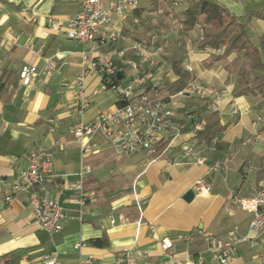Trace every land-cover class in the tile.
Wrapping results in <instances>:
<instances>
[{"label": "crops", "instance_id": "0c3cea01", "mask_svg": "<svg viewBox=\"0 0 264 264\" xmlns=\"http://www.w3.org/2000/svg\"><path fill=\"white\" fill-rule=\"evenodd\" d=\"M187 1L139 0L125 20L113 21L118 38L108 44L95 43V51L113 57L120 82L126 83L134 75L126 60H137L140 52L156 60L148 68L159 85L165 79H176L171 64L179 61L194 72L191 84L211 87L216 95L187 91V95L171 96L168 101L176 113L175 123L184 127L163 137L153 153L119 154L97 130L91 138V151L82 155L70 127L78 121L91 123L98 113L115 109L119 94L102 89L101 74L91 72L84 82L90 102L82 111L74 106L72 79L81 68L84 47L68 39L63 27L78 12L80 0H0V264H41L50 254L56 255L54 264H75L78 257L90 264H116L117 253L126 247L140 261H163L160 243L165 237L173 239L176 259L182 262L187 253L209 258L202 233L224 237L234 231L248 235L253 242L250 214L237 207L233 197L251 196L264 185V111L257 107L261 96L237 95L240 77L224 69L235 53L203 64L213 52L196 47L204 28L198 24L184 35L180 33ZM214 1L241 21L250 10L264 6V0ZM246 30L255 38L264 31V20L251 18ZM134 43L141 49H132ZM157 46H162V52H154ZM117 51L123 55L118 56ZM23 65L35 67L28 83L19 76ZM213 109L227 127L209 145L197 143L188 114ZM248 138L250 142L243 144ZM188 146L193 151L186 155L184 147ZM34 147L52 153L54 176L46 182L51 197L77 196L74 186L80 172L84 173L82 189L90 194L82 220L75 205L64 204L67 218L62 229L51 236L33 217L25 191L14 193L9 203L3 200L26 164V153ZM197 157L204 162L197 163ZM215 161L221 168L209 169ZM86 166L90 172L85 173ZM198 179L211 183L209 193L194 192ZM189 189L194 196L185 201L182 197ZM133 192L140 198V226ZM119 214L129 221L120 223ZM110 215L116 218L115 224L110 223ZM185 232L192 234L189 241L176 239ZM77 243L83 244L75 248ZM228 264H264V244L259 238L252 245L240 243Z\"/></svg>", "mask_w": 264, "mask_h": 264}, {"label": "built area", "instance_id": "2783aa9c", "mask_svg": "<svg viewBox=\"0 0 264 264\" xmlns=\"http://www.w3.org/2000/svg\"><path fill=\"white\" fill-rule=\"evenodd\" d=\"M139 0H80L78 12L67 19L63 32L65 36L83 45L81 52V68L72 79L75 86L74 106L77 110L82 109L90 102V96L84 91V82L91 72H98L102 76V89L111 88L115 90L119 97L124 99L133 98L131 101L116 106L113 110H104L95 116L91 123L78 121L70 127V132L79 143L82 155L91 151V138L95 131L100 130L105 143L109 144L119 154H136L139 152H155L156 144L170 133H179L184 126L175 123L176 113L170 101L154 100L148 101L146 95L137 96L135 90L145 82H150L153 86L159 85L158 80L148 67L157 64L155 59H150L146 54H138V59H127L126 64L134 70V75L126 82H120L116 73L120 69L116 66L111 55L98 53L95 51V43L108 44L115 41L119 33L113 27L114 20H125L128 13L136 8ZM54 26H61L60 22L52 21ZM132 49H141L139 43H134ZM162 46L154 48V52H162ZM118 56L123 55V51H117ZM35 75V67L23 65L19 76L24 83H28ZM183 91H189L201 96H215L216 91L211 87L189 84ZM180 91L178 94H182ZM188 118L193 120L192 130L194 132L202 129V123L194 120V114H188ZM176 131V132H175ZM250 142L246 139L243 144ZM212 148V146H210ZM193 151L191 146L184 147V154L188 155ZM26 164L18 172V180L11 187V191L4 196V202L9 203L13 194L25 191L27 193L28 204L32 215L39 226L49 235L59 232L65 221L66 213L64 204H72L76 207L79 220H82L83 207L90 194L82 189L81 178L83 172L79 173V180L74 186L78 192L77 196L59 200L48 194L46 182L53 176V156L52 153L42 147H34L25 155ZM196 162L202 164L203 158L197 157ZM218 162L211 163L208 168L219 169ZM221 168V167H220ZM85 173L90 172L89 166L85 167ZM211 183L203 180H196L193 190L196 194H207L211 190ZM134 204L139 217L136 224L140 226L141 203L135 192ZM237 207L250 214L249 230L253 232V242L257 238L264 244V185L260 186L251 196L233 197ZM118 221L124 223L129 221V217L123 214L118 215ZM110 223L115 224L116 218L109 217ZM176 239L189 241L192 237L190 232L177 234ZM205 241V251L209 258L199 253L195 256L186 254L182 262L177 261L173 251L174 241L165 237L161 239L160 248L165 257L163 261H140L138 254L131 248H123L117 253L116 264H228L232 259L234 249L240 243L252 245V239L248 235H237L234 231H229L224 237L211 233H202ZM83 243H77L78 248ZM57 258L55 254L44 256L41 264H54ZM75 264H90L88 259L78 257Z\"/></svg>", "mask_w": 264, "mask_h": 264}, {"label": "trees", "instance_id": "16d2710c", "mask_svg": "<svg viewBox=\"0 0 264 264\" xmlns=\"http://www.w3.org/2000/svg\"><path fill=\"white\" fill-rule=\"evenodd\" d=\"M251 18L264 20V6L250 10L245 14V20L241 21L214 0H188L179 21L182 26L180 33L184 35L198 24L204 28L196 47L213 52L203 64L211 60L226 59L230 53H235V56L225 63L224 69L229 74L240 77L241 87L237 95L258 93L261 101L257 107L264 111V31L251 38L246 30ZM171 67L177 75L175 80L165 79L157 86L148 84L137 96L146 95L148 101H168L171 96L186 89L196 78L194 72L183 68L179 61L173 62ZM132 99L119 97L116 105L122 106ZM194 120L202 123V129L195 132L197 143L209 145L227 127V123L221 122L217 109L203 114L195 113ZM94 243H97L96 240Z\"/></svg>", "mask_w": 264, "mask_h": 264}, {"label": "water", "instance_id": "95a60500", "mask_svg": "<svg viewBox=\"0 0 264 264\" xmlns=\"http://www.w3.org/2000/svg\"><path fill=\"white\" fill-rule=\"evenodd\" d=\"M116 76H117V78H120V72L118 71L117 73H116ZM183 94H185V95H187V94H189L187 91H183ZM193 196H194V192H193V190L192 189H189V190H187L184 194H183V199L185 200V201H190L192 198H193Z\"/></svg>", "mask_w": 264, "mask_h": 264}, {"label": "rangeland", "instance_id": "374dc122", "mask_svg": "<svg viewBox=\"0 0 264 264\" xmlns=\"http://www.w3.org/2000/svg\"><path fill=\"white\" fill-rule=\"evenodd\" d=\"M205 97H207V96H205Z\"/></svg>", "mask_w": 264, "mask_h": 264}]
</instances>
